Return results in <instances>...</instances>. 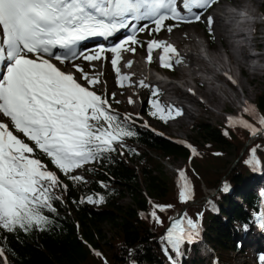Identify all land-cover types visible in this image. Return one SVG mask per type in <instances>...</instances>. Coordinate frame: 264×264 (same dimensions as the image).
I'll use <instances>...</instances> for the list:
<instances>
[{
  "label": "snow or ice",
  "instance_id": "obj_1",
  "mask_svg": "<svg viewBox=\"0 0 264 264\" xmlns=\"http://www.w3.org/2000/svg\"><path fill=\"white\" fill-rule=\"evenodd\" d=\"M219 4L220 0H0V232L48 231L58 214L56 203H63L62 194L68 190L61 175L74 185H87L90 181L78 173L95 172L89 165L111 162L112 154L117 152L121 156L125 150L135 153L126 140L137 137L135 126L140 117L121 115L113 107V102L119 103L115 93L109 96L96 90L105 82L93 62H104L111 54L118 87L149 90L151 117L168 124L184 114L180 107L161 99L162 90L150 84L147 76L134 80V73L122 71L134 65L125 56H134L138 47H145L138 39L139 33L147 31L153 37L161 32L172 34L181 25L202 19L214 40L215 17L207 13ZM122 30L130 34L111 46L101 44L87 51L78 47L89 38L109 40ZM146 52L149 66L157 52L163 69L175 71L178 66H187L186 57L167 40L150 39ZM81 59L89 63L90 72L75 63ZM54 61L71 64L74 71H65ZM228 79L235 83L230 76ZM127 102L135 103L132 97ZM243 112L255 124L229 116L223 135H230L228 129L241 128L254 139L264 137V114L251 104H245ZM141 126L149 127L147 123ZM185 147L193 157L199 155L191 144ZM262 148L264 145L259 144L251 147L244 161L254 172L264 167L258 154ZM41 156L47 158L51 168ZM176 183L180 203L193 201L195 186L185 169L178 171ZM99 184L105 190L109 187L102 181ZM221 191L228 193L231 186L224 183ZM74 202L102 205L106 195L85 194ZM150 204L152 210L141 216L163 226L159 213L174 206ZM208 205L218 211L212 201ZM260 207L253 215L257 227L264 231V199ZM202 219V212L194 219L186 211L171 218L160 238L162 251L171 264H179L174 256L181 257L185 245L201 239ZM243 227L248 230L247 224ZM4 239L0 237V260L9 264ZM95 255L102 257L99 251ZM260 259L264 264V257Z\"/></svg>",
  "mask_w": 264,
  "mask_h": 264
},
{
  "label": "trees",
  "instance_id": "obj_2",
  "mask_svg": "<svg viewBox=\"0 0 264 264\" xmlns=\"http://www.w3.org/2000/svg\"><path fill=\"white\" fill-rule=\"evenodd\" d=\"M258 10L264 14V3ZM254 104L260 114H264V90L256 96ZM149 111L145 103L142 114L155 119ZM245 118L255 124L250 117ZM141 125L137 119V137L126 140L135 153L125 150L121 156L117 152L112 154L111 162L89 165L95 172H85L90 181L87 185H74L61 175L68 190L62 194L63 203H56L58 214L53 217L55 223L48 231L0 232V237L6 238L2 243L7 249L9 264H104L105 259L107 264H171L162 251L160 238L166 232L168 218L182 210L194 219L198 213H203L202 235L206 243L218 254L221 264H235L228 253H245L241 238L250 233L252 214L259 207V198L251 191L256 174L244 161L251 147L264 145V137L252 140L247 131L239 128L228 129L230 135L226 137L223 132L227 124L210 126L199 120L190 127L193 141L189 144L199 152L193 157L189 149L175 143L174 139L157 135ZM231 152L235 155L232 162L227 160ZM258 154L264 162V148ZM41 159L52 167L46 157L41 156ZM160 159H181L186 163L183 169L195 186L193 201L180 203L178 174L168 178ZM261 169L264 178V167ZM101 181L109 185L107 190L100 187ZM224 183L231 186L230 192L221 191ZM90 193L105 194L106 203L74 202ZM125 196L131 203L122 206L118 200ZM150 201L174 206L159 213L163 226L141 216L152 210ZM208 201H212L218 211H212ZM103 225L108 227V232L103 231ZM190 248L192 245H185L184 254L178 258L173 254L174 259H178L179 264H205L200 259H190ZM95 251L102 257H97Z\"/></svg>",
  "mask_w": 264,
  "mask_h": 264
},
{
  "label": "rangeland",
  "instance_id": "obj_3",
  "mask_svg": "<svg viewBox=\"0 0 264 264\" xmlns=\"http://www.w3.org/2000/svg\"><path fill=\"white\" fill-rule=\"evenodd\" d=\"M263 3H264V0H256L254 5L257 7V9H259V7ZM226 4L227 3L225 2V0L220 1L219 6L224 5L225 7H228V9H230L231 11H236L237 7H233L231 5H226ZM252 9H253V11H257L255 8H252ZM257 19L261 20V18H259V17H257ZM223 20L225 21V25L229 24V21H228L229 18L223 17ZM232 25L233 24L231 23L229 26H231V28H232L233 27ZM149 27L151 28L153 26H149ZM258 30H259V37L257 36L258 37L257 44H261V47H262L261 51L264 52V46H263L264 45V39H263L264 28L261 27ZM186 31L187 32H190V31L194 32L193 37L196 38L198 41H200L201 44L206 43V40L202 34L209 33V30H208V27L206 26V24L204 23L203 19L201 22H196L193 24H185V25L181 26L180 29L177 28L174 31V33H172V34H176V33L180 34V33L186 32ZM213 33H214V31H213ZM172 34H168L166 32H161L159 35L153 37V36H149L147 31H145L143 33H139L138 39L141 40L145 44V47H138L137 52L134 56L133 55H126L125 56V60L131 59L135 62H134L132 69H126L125 68L124 70H126V72L136 74V75H134V80L140 79L139 77L143 78L144 76H147L148 82L150 84H152L153 86H156L153 83L154 82L153 81L154 80V71L147 69L146 58H143L140 55V53H143L144 51H146V43L150 39L155 38V39L161 40V39H164L166 36H171ZM261 35H262V38L260 37ZM214 36H215L214 40H213V38H211V41L213 42V47H218L219 46L218 45V39H217L215 33H214ZM238 40H240L241 42H238ZM238 40L235 43H233V45L235 46L234 47L235 51L238 50V48L236 46H238L240 44H247V45L252 44L249 41L244 43L243 42L244 39L242 40L239 38ZM222 44H223V42H222ZM223 56H224V53H223ZM157 57H159V55H157ZM156 59L157 58H154V63L151 64V66L154 65L153 68H156L157 70H159V66H160L158 63L159 58L157 59L158 61ZM93 63L95 65L97 64L96 66H99L101 68V70H99L98 73L103 74L101 76V80L105 82L101 85H98L96 90L97 91H104L109 96H111L112 93H115V99L118 100L119 103L117 104V103L113 102V107L119 113H121L122 115L127 114V113H131V114H133V116L138 115L140 117V119H138V120H140L142 122V125L144 123H147L149 125V127L147 129H149V130L155 129V131L152 130V132H154L155 134H156V132H161V133H163V136L172 138V139H174V141L176 143H180V144H185L187 142L189 143L190 141H193L192 137H191L193 135V133H192L190 127L195 125V122H197L199 120H201V121L203 120L204 122L208 123L210 126H216L219 124L220 125L221 124H227V118L229 117L228 113H230V115L234 116V117H238L239 115L243 116V112H242L243 110H239L238 109L239 106L242 105V103L246 104L247 102L254 104L256 96L259 95L264 90V70L255 76H252L249 74H245V75L243 74L242 76L245 77L247 82L245 83L243 81L244 78L241 79V82L245 83V87L243 88V90H242L241 85L238 82L239 86L236 89H234L238 95V96H236V98L237 97L238 98L234 99L235 102H233V103L226 102L225 104H222V102H221L220 103L221 106L218 108L216 106L218 103V100L216 99V97L213 98L212 103H210V102H208V100H206L201 95H197V96H195V99L198 101V104H199L198 106H191V104H188L184 100H182V102H181V103H183L184 106H186L187 108H190L192 110L191 111L192 115L189 118H186L185 121L183 122V124H180L179 127L174 126L173 121L177 120L178 119L177 118L173 121H170L168 124L163 125L161 121H159L157 119L147 118L141 112L143 105L145 103H148L149 99L151 98L149 90L141 89L138 86H133V87H127L126 86L125 88L118 87L116 84V76H115V73L112 69L111 63H110V58H109V60L107 59L104 62H93ZM250 63H252V62H250ZM76 64L81 65L85 69L86 72L91 71V67H90L89 63L82 60V59L79 62H77ZM136 64H138L137 66L141 67L140 70H142V71L134 69L136 67L135 66ZM262 65L264 67V62L262 63ZM59 66L61 68L66 67L64 65H59ZM63 70L74 71V69L72 68V65H70L67 69H63ZM172 73H174V74L172 75L173 79L172 78L171 79L175 83H171V84L173 86L175 84H178L179 86L182 87V82L184 81V78L182 77L183 76L182 73L179 70H177V68L175 71H172ZM76 75L79 77V73H76ZM235 76L238 78L240 77L238 72L235 74ZM210 77H212V76H210ZM186 80L189 81V79H186ZM199 81H201L203 84H205L203 79H201ZM189 82H191V81H189ZM82 83H83V81H82ZM209 83L210 82L208 81V83L205 84V87L212 88L214 86L217 87L220 85L217 82H215V84H213L214 86H211ZM191 84L196 85V87H198V89H202V88H200V85H198L197 80H195V82L194 83L192 82ZM224 87L228 88V86H226V85H224ZM125 89L130 90L131 95L126 94V93H128V91ZM167 95L168 94H165V96H164V94H163L161 99L164 97L169 98ZM177 95L180 96V93H178ZM128 97H132V99L135 101V103H133L131 105L128 104V102H127ZM219 97H222V96L220 95ZM238 100H240V102H238ZM214 103H215V105H214ZM148 106H149V104H148ZM182 116H184V115H182ZM3 119H4V122H9V121H7L6 118H3ZM257 138H255V139L252 138V140H256ZM234 159H235L234 152H231V154L227 157V160L232 162ZM158 161L161 163V166L163 167V173L168 178L175 177L178 174V171L185 168V166H186V163L181 159H178V160L160 159ZM78 174H82L85 176V172H79ZM257 182H259V180ZM257 182L255 181L251 184V191L252 192H254V189H255L254 187L257 186ZM118 201H119V204L122 206L129 205L131 203L130 198L127 196L119 199ZM180 212L181 211H176L175 213H173L168 218L166 229L170 225L171 218H174V216L175 217L178 216L180 214ZM103 231H105V232L109 231L108 227L106 225H103ZM254 233L255 232H254V229L252 227L250 234L245 236L244 238H241L242 242H245L244 244H247L245 253H237V252L228 253V256L233 258V261L235 262V264H262L260 258L264 257V253L261 252L259 249H263L264 245L263 246L259 245L260 247L256 246V245L254 246L255 242L258 241V238L256 235H255V238H253ZM262 234H264V231L262 232ZM262 241H264V240H262ZM204 253L208 254L209 251L206 250V251H204ZM189 257L191 260L200 259L205 264H207V260L201 258V252H199V251L194 252L193 249H191V248L189 250ZM217 257H218V254L216 253L214 259H218ZM0 264H3L2 260H0Z\"/></svg>",
  "mask_w": 264,
  "mask_h": 264
},
{
  "label": "bare ground",
  "instance_id": "obj_4",
  "mask_svg": "<svg viewBox=\"0 0 264 264\" xmlns=\"http://www.w3.org/2000/svg\"><path fill=\"white\" fill-rule=\"evenodd\" d=\"M225 2L227 3L226 5H231L233 7H237V9H242L246 13L251 14V15L254 12L252 8H255L256 10H258L257 7L254 5L256 0H225ZM207 14H211L215 17V23L212 26V30L216 34V37L218 39V45H219L218 47H211V41L209 39V35L206 33L202 34L206 40V43L208 44L209 56H210L211 60L214 63L219 64L221 66V68H229L230 69L229 74L232 77H236L237 75L235 76V74L238 72L240 77L239 78L237 77L236 80H237V82H239V84L241 85L242 90H243V88L245 87V83L247 82L245 77L242 76L243 74L244 75L249 74V75L255 76L264 70V67L262 65V63L264 62V52H259V54L256 57H251L249 50L252 47V45H247V44H240V45L236 46L238 48V50L237 51L234 50L235 46L233 45V43H235L240 37H242V40H243V36L238 35L236 32H234L235 28L232 27L231 30L230 29L228 30L229 24L230 23L233 24L235 21V17L237 14L236 11H231L230 9H228V7H225L224 5H220V6L217 5L213 9H210L209 13H207ZM222 14L225 15L227 18H229V20H228L229 24H226V25L224 24V21L221 19ZM246 26L250 29L252 28V31L254 32V34L256 33V22H251L249 24L247 23ZM261 27L264 28V24H261L259 28H261ZM237 30L240 31V27H238ZM193 35H194V32H191V31L187 32L186 31V32L180 33V34L176 33V34H172L171 36H166L163 40H167L168 42L173 43L178 48V50L184 49L186 52L189 47H187L185 45H190V47H193V48H200V46H202L201 42L198 41L196 38H194ZM257 36L259 37V30L257 31V35L252 40L253 46H255V47L260 46L261 47V44H257V41H258ZM260 37L262 38V35ZM263 39H264V36H263ZM221 41L223 42V44ZM238 42H241V41L238 40ZM243 42L245 43L248 41L244 40ZM222 52L224 53V56H223ZM159 54H160L159 52L155 53L154 58L158 59L159 57H157V55H159ZM140 55L143 58H146L147 53H146V51H144L143 53H140ZM185 57H186V61H187V66H178L177 67V70H179L182 73V75H183L182 77L184 78V81L182 82V87H178L176 85H174V86L170 85L167 88L161 89L163 94H165L167 91V93H168L167 96L169 97L170 94L171 95H173V94L177 95L178 93H180L181 99H184V101L187 102L188 104H191V106H198L199 105L198 101L195 99V96H197V95H201L206 100H208V102H210V103H212L213 98L216 97V99L218 100V103L216 106L218 108L221 106V104H220L221 102H222V104H225L226 102H230V103L235 102L234 99L238 95H237L236 91L227 82V79H225V78L215 77L216 79H220L224 85L225 84L229 85L228 88H225L224 85L223 86L219 85V86L215 87L213 85L214 84L213 82H210L209 84L211 86H214V87L207 88V87H205L206 83L203 84L200 81L198 83V85H200V88H202V89H198V87H196V85L191 84L192 82L194 83L195 80L198 81V76L196 74L197 70L195 68H193L195 62L199 66H203L206 69L205 72L211 74L213 71H212V67L210 68L207 64H205L197 56L190 55V56H185ZM249 59L250 60L256 59V61H257L256 66H249L248 65ZM96 65H95V71L98 72L99 70H101V68L99 66H96ZM137 65L138 64L135 65L136 67L134 69L140 70L141 67H139ZM153 66L150 65L151 68ZM140 71H142V70H140ZM139 78H142V77H139ZM185 78L189 79V81H191V82H189ZM242 78H244L243 81L245 83L241 82ZM178 88H180L181 90ZM125 90H127V89H125ZM127 91H128V93H126V94L131 95L130 90H127ZM218 95L219 96L221 95L222 97H219ZM168 99H170V98H165V97L162 98V100L165 103L173 104L175 106L180 107L183 110L184 116H181L177 120L173 121L174 126L179 127L180 124H183V122L185 121L186 118H189L192 115L191 114L192 110L190 108H187L186 106H184L183 103H181L182 100L180 102H172V101L169 102ZM238 102H240V100H238ZM246 104L253 105L250 102H247ZM214 105H215V103H214ZM244 106H245V103H242V105H240L238 109L243 110ZM255 192H256V190H255ZM257 237L259 238V240H264V234H261ZM259 250L264 253V246H263V249H259Z\"/></svg>",
  "mask_w": 264,
  "mask_h": 264
}]
</instances>
